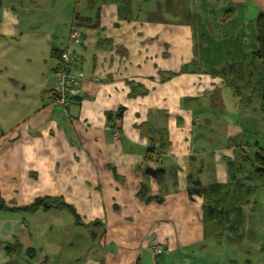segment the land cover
Here are the masks:
<instances>
[{"label": "crops", "instance_id": "crops-1", "mask_svg": "<svg viewBox=\"0 0 264 264\" xmlns=\"http://www.w3.org/2000/svg\"><path fill=\"white\" fill-rule=\"evenodd\" d=\"M260 11L264 0H0V264H218L203 191L264 134ZM73 28L80 93L63 110L53 73ZM130 81L147 92L131 97ZM211 93L237 99L234 119ZM45 196L79 223L24 209Z\"/></svg>", "mask_w": 264, "mask_h": 264}, {"label": "rangeland", "instance_id": "rangeland-1", "mask_svg": "<svg viewBox=\"0 0 264 264\" xmlns=\"http://www.w3.org/2000/svg\"><path fill=\"white\" fill-rule=\"evenodd\" d=\"M24 56L25 52H22L20 55L21 65L25 63ZM235 85L239 86V82L236 81ZM253 85L256 87L255 82ZM225 95L221 102H219L220 100L217 102L214 95L210 99V102L212 101L210 107L218 113V116H222V122L234 119V110L237 107L234 105L237 104V99H228ZM219 109L222 112L218 111ZM198 115L205 118V115L201 113ZM206 133H209L210 139L216 138V134L213 135L211 131L208 130ZM262 135L263 133L248 135V138L250 141L257 139L262 143ZM248 154L250 153L248 152ZM205 158L210 163L212 162L211 155H207ZM252 171L250 161L246 159L235 161L233 174L237 182L242 183L245 188H251V194H248L247 201L241 207L242 217L240 223L235 224L234 230L232 231L230 228L231 223L222 218L220 229L216 235L213 233L206 241L209 262L214 260L212 262L218 264H264V180L257 178Z\"/></svg>", "mask_w": 264, "mask_h": 264}, {"label": "trees", "instance_id": "trees-1", "mask_svg": "<svg viewBox=\"0 0 264 264\" xmlns=\"http://www.w3.org/2000/svg\"><path fill=\"white\" fill-rule=\"evenodd\" d=\"M256 31H257V44L258 48L255 55L258 60V66L254 69L256 70V88L259 95V110L264 114V11H260L256 19ZM60 51H55L58 53V59L60 56ZM59 63V62H58ZM58 66V65H57ZM187 64H183L178 72H166L159 71L161 80H165L173 75H177L187 70ZM56 69V68H55ZM54 69V70H55ZM255 79V78H254ZM233 81V80H232ZM249 81V80H248ZM130 87V96L136 97L138 95H144L147 90L143 88L141 84L128 82ZM234 92L240 91L241 86H236L235 82ZM255 87V85H253ZM243 153V160L246 159L251 162L253 174L264 180V134L262 135V143L255 142L253 145L252 152ZM248 194H251L250 187H244L242 183L237 182L233 170H231V176L226 184L212 183L204 191V206L212 205L207 208L206 218L211 221L209 234H213L220 229V224L222 220H226L231 223L230 228L234 230L236 223H240L241 220V207L243 203L247 201ZM51 206H57L60 208H65L75 217L76 223L78 222V217L75 214L74 208L64 202L61 197H38L34 201L24 207L26 210L35 211L37 209L47 210ZM218 208L219 211L216 212V216L212 214L214 212V207ZM2 199L0 198V208H4ZM221 218V219H220ZM223 218V219H222ZM9 249V246L7 247Z\"/></svg>", "mask_w": 264, "mask_h": 264}, {"label": "built area", "instance_id": "built-area-1", "mask_svg": "<svg viewBox=\"0 0 264 264\" xmlns=\"http://www.w3.org/2000/svg\"><path fill=\"white\" fill-rule=\"evenodd\" d=\"M82 41V34L76 30L71 29L68 36V44L61 49L59 56V63L54 70L53 77L54 83L52 87V96L54 103L59 105L63 110H67L79 93L80 74H73L70 65L73 60V53L70 48L73 44H79ZM117 133V129H114ZM155 252H160L158 247L154 248Z\"/></svg>", "mask_w": 264, "mask_h": 264}, {"label": "water", "instance_id": "water-1", "mask_svg": "<svg viewBox=\"0 0 264 264\" xmlns=\"http://www.w3.org/2000/svg\"><path fill=\"white\" fill-rule=\"evenodd\" d=\"M157 171H159V168H157V169H152V168H147L146 170H145V172L147 173V174H150V175H153L155 172H157Z\"/></svg>", "mask_w": 264, "mask_h": 264}]
</instances>
